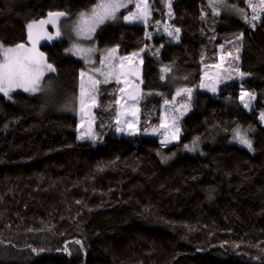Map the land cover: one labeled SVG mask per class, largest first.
Here are the masks:
<instances>
[{
    "label": "trees",
    "instance_id": "1",
    "mask_svg": "<svg viewBox=\"0 0 264 264\" xmlns=\"http://www.w3.org/2000/svg\"><path fill=\"white\" fill-rule=\"evenodd\" d=\"M96 2L0 0V45L24 44L29 23L54 12L75 20ZM147 3L149 22H165L167 0ZM169 22L180 29L176 41L115 20L98 29L96 44L122 55L144 49L146 130L159 125L163 99L197 86L218 46L242 34L244 76L215 96L196 90L179 141L165 148L196 141L202 152L163 162L157 137L117 135L115 81L97 87L95 140H78L72 110L84 65L65 38L40 44L55 69L51 88L0 95V264H264V9L253 27L205 0H174ZM241 88L254 93L255 109L242 106ZM237 128L252 152L229 143Z\"/></svg>",
    "mask_w": 264,
    "mask_h": 264
},
{
    "label": "rangeland",
    "instance_id": "2",
    "mask_svg": "<svg viewBox=\"0 0 264 264\" xmlns=\"http://www.w3.org/2000/svg\"><path fill=\"white\" fill-rule=\"evenodd\" d=\"M174 0H167V18L165 22H149L150 10L147 7V17L146 21L142 20H133L127 21L124 19L125 16H128L130 13H136L138 9L136 8L137 4L141 5V9L143 10V5L147 3V0H97L94 7L85 13H81L75 20H70L68 16L63 12H54L55 13H63L60 16H50L33 21L27 25V42L23 45L22 49H17V45L14 47H4L0 45V63L4 61V50L5 49H16L14 53H9V56L15 55H37L42 52L39 50V45L43 43H53L55 40L65 38L68 41V49L67 54L73 56L76 59H79L84 67L80 72L79 76V90L78 97L76 100L75 108L72 112L77 117V139H79L81 133L87 135L89 132L95 134V118H94V108L97 103V87L100 83H107L111 81L118 82L120 85L119 96L117 99L118 103V111L116 117V134L117 135H144L150 137H157L161 147L163 148V156L160 155L159 158L161 161L166 162L172 160L178 153H188V154H196L202 152L201 144L196 143L195 150L190 151L189 149L193 147V143L184 144L188 145L189 148H185L184 145L179 147L177 150L172 152L165 151V148L178 142V140H170L171 135L175 132V127L179 128V138L182 133L181 130V121L190 111V100L194 96L196 90H202L210 93L215 96L217 92H212L210 89L212 87L216 88L221 85L235 80L240 79L244 76L241 75V70L239 67L240 61V51H241V39L242 34L237 36H232L228 38L226 41L222 42L218 46V61L217 63L205 66L201 71V78L197 86L188 87V86H177L174 89V92L171 98L165 97L163 99V103L160 111V123L158 126L148 128L146 130H140V120H139V103L142 97V60L144 49H138L133 51L127 55H122L118 52V49H115V52H111L110 50H100L97 47L95 35L100 27L104 24L111 21H121L124 23H132L135 21H140L146 24L147 37L156 35V34H167L165 29L174 30L177 29L169 22V17L171 16V3ZM206 3L212 7L216 13L218 14H230L238 17L243 21H252L253 15H257L259 18L263 12L264 5H261L260 0H236L232 3L231 0H222V3L215 5L212 4V0H205ZM242 2V7L241 3ZM123 3L126 7H121L116 11V19L115 20H106L105 23L98 25L95 27L94 31H89L88 29L91 26V18L93 16V10L97 8V6L101 3ZM255 9V13L253 11ZM83 14V16H82ZM252 21L249 23L250 26H253L258 20ZM41 22H44L41 24ZM29 25H33L31 29H29ZM57 32L60 33L57 36ZM51 36L52 39L49 40L46 37ZM37 37H40L37 39ZM170 37V36H169ZM173 41H176L174 37H170ZM72 49V51H69ZM26 50H31L26 51ZM43 54V53H42ZM43 62L48 64L46 58L43 54ZM168 67L162 66L160 68L161 78L164 83L167 82V78H165L164 69ZM81 73H84L82 76ZM54 71H44V75L40 81V87L42 83L47 86L48 89L52 86ZM91 78V79H90ZM93 81H99L98 84L93 87ZM107 81V82H105ZM202 85H207V87H202ZM83 87V105H81V89ZM123 89V91H121ZM182 89H191V94L189 95L186 92H182L180 95H177V92ZM22 91L29 94H35L24 91L22 88L13 89L9 95L13 92ZM249 93L254 96V99L249 101V97L245 96L244 100L249 101V107L244 106V102L241 100V94ZM39 93V92H38ZM0 95H4L0 93ZM5 96V95H4ZM8 97V96H6ZM240 102L242 106L247 110L251 111L255 109V95L247 89L241 88L240 91ZM165 101H168L165 104ZM187 105V111H185L184 106ZM261 108L258 109L259 120L264 125V120L261 119V114H264V110L260 111ZM119 120V124L117 123ZM162 124H166L168 127H162ZM175 125V127L173 126ZM123 127L125 131L118 132L117 128ZM134 127L137 131L135 134H130L131 128ZM239 129V128H237ZM232 133L229 138V143L237 144L247 150H249L245 145L239 143L237 139H235L236 130ZM241 134L246 135V137L251 140V138L246 134V132L242 129H239ZM168 138L170 142L163 143L165 139ZM86 140V139H83ZM252 142V140H251ZM249 151H253L252 149ZM167 158V159H165Z\"/></svg>",
    "mask_w": 264,
    "mask_h": 264
},
{
    "label": "snow or ice",
    "instance_id": "3",
    "mask_svg": "<svg viewBox=\"0 0 264 264\" xmlns=\"http://www.w3.org/2000/svg\"><path fill=\"white\" fill-rule=\"evenodd\" d=\"M261 5H264V0H260ZM222 3V0H212V4L215 7V5ZM126 7L123 3H101L97 6L96 9L93 10V16L91 18V26L88 29L90 32L95 30V27H97L100 24L105 23L106 20H115L116 19V11L121 8ZM147 4L145 3L143 5V10L139 11L141 9V5L137 4L136 8L138 11L136 13H130L128 16H125L124 19L127 21H133V20H142L144 22L146 21L147 17ZM255 13V9H253ZM63 15V13H55L50 14V16H60ZM83 16V14H82ZM259 17L257 15H253L252 21L258 19ZM252 21H249V23H252ZM44 22H41L43 24ZM29 29L33 27V25L28 26ZM253 27H255V24H253ZM167 34L170 37H174L175 39H179V32L180 29H174V30H168L165 29ZM60 33L57 32V36H59ZM40 37H37L39 39ZM47 39L51 40L52 37L48 36ZM23 45H17V49H22ZM16 49H5L4 50V61L0 63V93H3L5 96H8L9 99L11 98L9 93L16 88H22L26 92L30 93H38L41 91L40 87V81L41 78L44 75V71H55V69L50 64H46L43 62V54H37V55H15V56H9V53H14ZM31 51V50H26ZM69 51H72V49H69ZM111 52H115V49H112ZM169 69L165 68L164 71L167 72ZM83 76L84 73H81ZM243 75V73H241ZM91 79V78H90ZM107 82V81H105ZM99 81H93V87H95L96 84H98ZM202 87H207V85H202ZM212 92H216V88L212 87L210 89ZM123 91V89H121ZM191 89H182L177 92V95H180L182 92H186L189 95L191 94ZM83 87L81 89V105H83ZM248 96L249 101L251 99H254V96L249 93H243L241 94V100L244 102L245 107H249V101H245L244 97ZM168 101H165V104H167ZM187 105L184 106L185 111H187ZM261 119L264 120V114H261ZM117 123L119 124V120H117ZM162 127L167 128L168 126L166 124H162ZM175 127V125H173ZM118 132H123L125 129L123 127L117 128ZM137 130L132 127L130 134H135ZM179 128L175 127V132L170 137V140H178L179 139ZM235 139L239 141L242 145H245L249 150L252 149V142L249 140L246 135L241 134L240 130L237 129L235 133ZM79 139H92L95 140V136L93 133L89 132L87 135L84 133H81ZM199 138H197L198 140ZM168 138L163 141V143L170 142ZM196 146V141L193 142V147L190 148V151H194ZM185 148H189L188 145H184ZM167 159V158H165ZM79 243V241H77Z\"/></svg>",
    "mask_w": 264,
    "mask_h": 264
}]
</instances>
